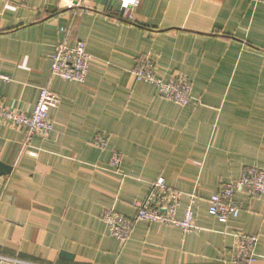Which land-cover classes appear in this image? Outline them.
<instances>
[{
    "label": "crops",
    "instance_id": "crops-1",
    "mask_svg": "<svg viewBox=\"0 0 264 264\" xmlns=\"http://www.w3.org/2000/svg\"><path fill=\"white\" fill-rule=\"evenodd\" d=\"M115 0H0V98L33 110L40 88L59 98L47 136L0 123V255L43 264H230L235 234L258 240L264 264V196L237 192V218L208 214V199L251 166L264 169V0H142L114 11ZM67 43L92 55L83 84L50 74L51 55ZM156 61L167 81L191 82L190 100L164 99L130 74L138 58ZM108 137L105 149L92 145ZM121 154L118 170L109 167ZM162 178L196 192L194 223L136 222L122 246L100 219L104 209L133 218L135 201ZM65 252L72 259L65 260Z\"/></svg>",
    "mask_w": 264,
    "mask_h": 264
},
{
    "label": "built area",
    "instance_id": "built-area-1",
    "mask_svg": "<svg viewBox=\"0 0 264 264\" xmlns=\"http://www.w3.org/2000/svg\"><path fill=\"white\" fill-rule=\"evenodd\" d=\"M115 1L121 10L131 11L138 7L142 0ZM126 20L131 21L130 15ZM61 31L60 39L51 55L50 74L65 81L83 84L93 57L81 41L69 46L66 37L67 30L61 29ZM130 74L136 81L154 84L161 96L170 102L184 105L190 100V80L180 73H174L167 81H164L157 73L156 61L150 56L138 59ZM0 78L7 80L2 75ZM58 104L57 95L46 88L39 89L36 104L30 112L8 109L0 98V123L24 129L27 141L34 136L44 137L52 128L50 111ZM107 144L108 137L102 134H96L92 141V145L99 149H105ZM120 162L121 154L112 152L108 164L110 169L118 170ZM237 192H243L250 198L264 196V169L257 166L247 167L237 181L222 184L208 199V214L220 219L237 218L241 209V205L235 199ZM182 196V193L168 187L162 178H158L149 183L145 197L133 203L136 209L133 218H127L113 209H104L100 213V219L122 246L129 239L136 222L172 226L179 228L183 235L189 234L197 230L194 223L197 194L192 192L187 195L188 202L182 210V216L178 218L177 212ZM233 237V256L230 264H253L257 236L235 234ZM0 264L43 263L0 255Z\"/></svg>",
    "mask_w": 264,
    "mask_h": 264
},
{
    "label": "water",
    "instance_id": "water-1",
    "mask_svg": "<svg viewBox=\"0 0 264 264\" xmlns=\"http://www.w3.org/2000/svg\"><path fill=\"white\" fill-rule=\"evenodd\" d=\"M114 11L117 13L118 16L124 17L125 19H128L129 17V10H121L118 3L115 4ZM9 172L10 167H6L2 163H0V175L8 174ZM60 255L65 260L72 259V256L68 253L61 252Z\"/></svg>",
    "mask_w": 264,
    "mask_h": 264
},
{
    "label": "trees",
    "instance_id": "trees-1",
    "mask_svg": "<svg viewBox=\"0 0 264 264\" xmlns=\"http://www.w3.org/2000/svg\"><path fill=\"white\" fill-rule=\"evenodd\" d=\"M141 58V57H140ZM140 58H138V59H140ZM147 194V193H146Z\"/></svg>",
    "mask_w": 264,
    "mask_h": 264
}]
</instances>
